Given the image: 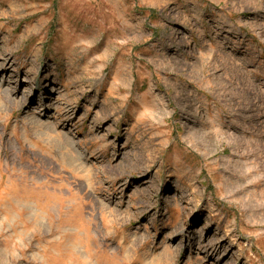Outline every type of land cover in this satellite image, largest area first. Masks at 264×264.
Instances as JSON below:
<instances>
[{"label":"rangeland","instance_id":"rangeland-1","mask_svg":"<svg viewBox=\"0 0 264 264\" xmlns=\"http://www.w3.org/2000/svg\"><path fill=\"white\" fill-rule=\"evenodd\" d=\"M1 54L0 264H264V0H0Z\"/></svg>","mask_w":264,"mask_h":264},{"label":"bare ground","instance_id":"bare-ground-1","mask_svg":"<svg viewBox=\"0 0 264 264\" xmlns=\"http://www.w3.org/2000/svg\"><path fill=\"white\" fill-rule=\"evenodd\" d=\"M0 58L2 59V61L0 62V71L1 72H7L10 68H11V62L8 60V57L6 56V54H1ZM4 84H6V88L5 90H1L0 89V103L4 106L7 104V102L10 100L15 101V99L11 96L12 93L16 92L17 88L19 87L18 83H17V79L15 77H12L10 79L5 80V82L2 84V86H5ZM29 94V93H28ZM20 105H25L26 108H29L30 111H33V113H39L37 112L35 108L32 109V107H29L28 102H27V98L26 95H24L23 100L19 101ZM55 111H57L61 116H66L68 112H63L62 108L56 107ZM36 116V115H35ZM57 127L61 126V123L56 124ZM82 155V153H81ZM185 197V195H182V198ZM190 208L188 205L185 206L184 209H188Z\"/></svg>","mask_w":264,"mask_h":264}]
</instances>
